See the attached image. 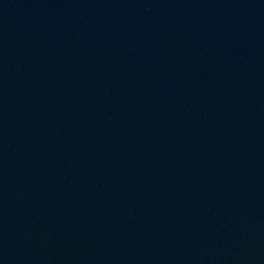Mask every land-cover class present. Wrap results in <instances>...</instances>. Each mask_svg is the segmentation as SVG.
Masks as SVG:
<instances>
[{
  "label": "water",
  "instance_id": "95a60500",
  "mask_svg": "<svg viewBox=\"0 0 264 264\" xmlns=\"http://www.w3.org/2000/svg\"><path fill=\"white\" fill-rule=\"evenodd\" d=\"M0 264H264V0H0Z\"/></svg>",
  "mask_w": 264,
  "mask_h": 264
}]
</instances>
